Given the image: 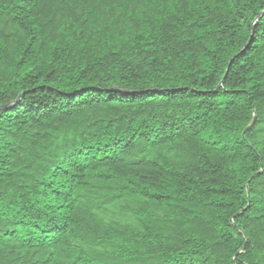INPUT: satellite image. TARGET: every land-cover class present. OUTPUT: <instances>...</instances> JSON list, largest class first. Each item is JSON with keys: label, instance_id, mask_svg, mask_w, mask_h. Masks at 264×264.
Returning <instances> with one entry per match:
<instances>
[{"label": "trees", "instance_id": "16d2710c", "mask_svg": "<svg viewBox=\"0 0 264 264\" xmlns=\"http://www.w3.org/2000/svg\"><path fill=\"white\" fill-rule=\"evenodd\" d=\"M0 264H264V0H0Z\"/></svg>", "mask_w": 264, "mask_h": 264}, {"label": "water", "instance_id": "95a60500", "mask_svg": "<svg viewBox=\"0 0 264 264\" xmlns=\"http://www.w3.org/2000/svg\"><path fill=\"white\" fill-rule=\"evenodd\" d=\"M254 121V120H253ZM253 121H252V123H253Z\"/></svg>", "mask_w": 264, "mask_h": 264}]
</instances>
